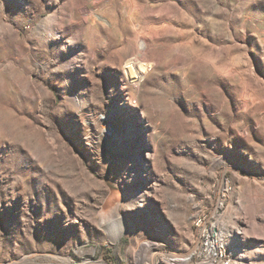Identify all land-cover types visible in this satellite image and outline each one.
<instances>
[{"label": "rangeland", "instance_id": "rangeland-1", "mask_svg": "<svg viewBox=\"0 0 264 264\" xmlns=\"http://www.w3.org/2000/svg\"><path fill=\"white\" fill-rule=\"evenodd\" d=\"M217 194L264 264V0H0V264H235L195 245Z\"/></svg>", "mask_w": 264, "mask_h": 264}, {"label": "bare ground", "instance_id": "bare-ground-1", "mask_svg": "<svg viewBox=\"0 0 264 264\" xmlns=\"http://www.w3.org/2000/svg\"><path fill=\"white\" fill-rule=\"evenodd\" d=\"M87 11L88 9L86 8L79 12L84 17V19H86L85 15ZM152 34H154V32H150L138 38L139 44L137 45V50L133 54V57L128 60L127 66L130 65L129 74L132 79L139 80L140 78L144 77V75L150 68L149 65L144 63H141L139 67H136L134 61L139 60V57H142L144 53L149 51V37ZM108 134H110L112 138L118 135L115 130L108 132ZM217 195H219V205H217L218 207L215 211V220L209 230L198 231L196 233L195 245H197L199 249L203 248L205 251L210 253L211 256L222 255L224 257H227L236 253L238 257L236 258L234 263L244 264V253H242L241 249L234 248L237 243L236 239H238V237L242 238V236L243 238H245L248 233V231H246L244 227H240V223L242 224V220L244 224V218H239L236 219V221L230 222V220L234 219L228 216L226 217L224 213L218 215V213L222 211L221 206H223L225 202V197L220 194ZM197 213H195L194 216H196ZM124 220L125 219H123L120 214L118 202H116L111 207L104 206L99 217V222L102 229L113 236L114 240H118L126 234L127 226L125 225ZM159 246V244H150L144 246V250L146 252V260L149 262V264H196V262H194V258H196V252H194L193 250L186 252L184 255H172L168 259L163 258L164 261L161 263V259L159 256ZM230 263L228 262L225 264Z\"/></svg>", "mask_w": 264, "mask_h": 264}]
</instances>
